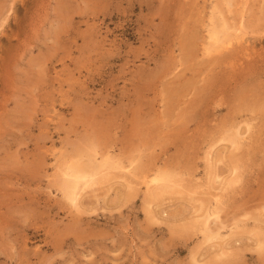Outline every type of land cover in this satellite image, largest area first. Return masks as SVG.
Here are the masks:
<instances>
[{
    "label": "rangeland",
    "instance_id": "1",
    "mask_svg": "<svg viewBox=\"0 0 264 264\" xmlns=\"http://www.w3.org/2000/svg\"><path fill=\"white\" fill-rule=\"evenodd\" d=\"M0 264H264V0H0Z\"/></svg>",
    "mask_w": 264,
    "mask_h": 264
},
{
    "label": "bare ground",
    "instance_id": "2",
    "mask_svg": "<svg viewBox=\"0 0 264 264\" xmlns=\"http://www.w3.org/2000/svg\"><path fill=\"white\" fill-rule=\"evenodd\" d=\"M209 39L213 42L214 45H217L218 37L215 34H211ZM219 42H221V41L219 40ZM225 43H227V42H225ZM92 170H94V168H92ZM92 170L91 169H86V168H84L81 165L75 164V165L71 166L70 169L67 170V172H65L66 178L62 182V186L65 189L66 194H68V197L71 199V201L76 199L77 194H78V190L83 185H85L89 181H91L92 180L91 177L95 176L94 175L95 172H93ZM162 177H164V176H162ZM160 178H161V176H160ZM156 180H158V179L155 178V177H152L151 180H147L146 181V185H148L150 182H153V181H156ZM216 212L217 211H213V212L205 211L200 216L201 217V224L203 225L204 229L208 228L209 221H210L211 218H217L218 214H216Z\"/></svg>",
    "mask_w": 264,
    "mask_h": 264
}]
</instances>
